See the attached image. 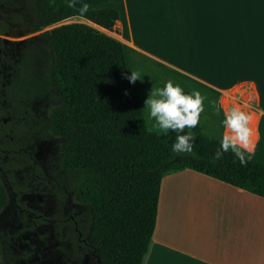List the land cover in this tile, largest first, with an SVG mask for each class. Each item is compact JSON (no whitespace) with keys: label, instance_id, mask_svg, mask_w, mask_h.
I'll use <instances>...</instances> for the list:
<instances>
[{"label":"crops","instance_id":"obj_1","mask_svg":"<svg viewBox=\"0 0 264 264\" xmlns=\"http://www.w3.org/2000/svg\"><path fill=\"white\" fill-rule=\"evenodd\" d=\"M68 1L118 10L148 129L161 132L145 100L172 80L205 98L199 125L184 132L220 140L224 110L240 106L253 117L251 157L264 163V0ZM141 264H264V196L188 167L163 174Z\"/></svg>","mask_w":264,"mask_h":264},{"label":"trees","instance_id":"obj_2","mask_svg":"<svg viewBox=\"0 0 264 264\" xmlns=\"http://www.w3.org/2000/svg\"><path fill=\"white\" fill-rule=\"evenodd\" d=\"M69 4L34 0V28L53 24L41 33L49 50L45 89L35 86L21 67L4 91L11 102L50 87L58 93L48 126L62 138L61 166L90 208L105 264L142 263L165 173L188 167L264 196V163L251 157L242 165L231 151L213 162L220 140L201 134H195L192 153L177 154L172 151L176 132L148 129L126 78L130 74L122 42L110 33L118 10L89 8L81 14L80 7ZM72 17L85 21H64ZM6 199L0 179V207Z\"/></svg>","mask_w":264,"mask_h":264},{"label":"flooded vegetation","instance_id":"obj_3","mask_svg":"<svg viewBox=\"0 0 264 264\" xmlns=\"http://www.w3.org/2000/svg\"><path fill=\"white\" fill-rule=\"evenodd\" d=\"M34 15V0H0V264H105L90 208L61 166L62 138L48 126L58 93L11 102L4 91L21 67L45 89L48 51Z\"/></svg>","mask_w":264,"mask_h":264},{"label":"clouds","instance_id":"obj_4","mask_svg":"<svg viewBox=\"0 0 264 264\" xmlns=\"http://www.w3.org/2000/svg\"><path fill=\"white\" fill-rule=\"evenodd\" d=\"M69 7H75L69 4ZM89 5L83 4L78 11L85 14ZM132 84L141 79L140 73L131 70L126 77ZM142 81V79H141ZM204 96L198 90L186 94L172 80H168L163 87L153 86L148 98L145 100V109L155 121L154 127L163 133L172 130L177 133L172 145L174 153L190 154L194 150L195 134L191 131L184 133L185 129H194L199 125L201 113L204 112ZM219 111V110H218ZM223 133L219 141L220 147L213 156V162L223 158V154L231 151L242 165H247L254 153L252 115L240 106L227 108L223 112ZM247 153V155H246Z\"/></svg>","mask_w":264,"mask_h":264},{"label":"rangeland","instance_id":"obj_5","mask_svg":"<svg viewBox=\"0 0 264 264\" xmlns=\"http://www.w3.org/2000/svg\"><path fill=\"white\" fill-rule=\"evenodd\" d=\"M71 20H80L79 18H77V17H72V18H68V19H65L64 21H71ZM51 26H53V24L52 25H48V26H45V27H43L41 30H44V29H46V28H49V27H51ZM117 32H118V29H117V24H116V27H114L111 31H110V33L111 34H113V35H117ZM48 51V59H49V50H47ZM238 86L236 85V86H233V92H237L238 91ZM187 91V89H185V92ZM246 94L248 93V92H245ZM187 94H191V92H188L187 91Z\"/></svg>","mask_w":264,"mask_h":264},{"label":"built area","instance_id":"obj_6","mask_svg":"<svg viewBox=\"0 0 264 264\" xmlns=\"http://www.w3.org/2000/svg\"><path fill=\"white\" fill-rule=\"evenodd\" d=\"M250 88H251V87H249L248 89H250ZM250 90H252V89H250ZM254 94H255V93H253V95L250 94V98H251V99L254 97Z\"/></svg>","mask_w":264,"mask_h":264}]
</instances>
